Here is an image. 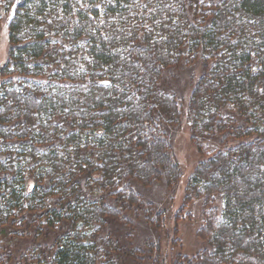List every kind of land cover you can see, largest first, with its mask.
I'll list each match as a JSON object with an SVG mask.
<instances>
[{"label": "trees", "instance_id": "trees-1", "mask_svg": "<svg viewBox=\"0 0 264 264\" xmlns=\"http://www.w3.org/2000/svg\"><path fill=\"white\" fill-rule=\"evenodd\" d=\"M0 7L13 10L0 67V264L141 257L111 230L139 204L133 186L179 180L168 129L180 114L159 82L185 57L202 55L187 114L191 138L237 144L212 152L188 184L186 201L204 199L199 234L209 250L172 264H264V0ZM18 242L29 243L26 254Z\"/></svg>", "mask_w": 264, "mask_h": 264}, {"label": "rangeland", "instance_id": "rangeland-1", "mask_svg": "<svg viewBox=\"0 0 264 264\" xmlns=\"http://www.w3.org/2000/svg\"><path fill=\"white\" fill-rule=\"evenodd\" d=\"M12 11L6 12L0 7V67L7 59L8 22ZM203 57H185L176 67L166 69L159 82L160 89L174 98L180 114V123L168 129L170 154L180 169V178L171 188H167L162 181L152 182L147 187H132L140 202L129 210L126 219H119L118 225L111 230L120 247L130 245L126 248L129 254L137 251L142 254L130 264H172L178 257H193L203 249L209 250L207 240L199 234L204 225V199L199 197L186 201L188 184L201 161L212 152L233 147L237 142L227 140L222 146L218 136L191 138L187 120L189 100L203 72ZM152 153L158 155L156 150ZM31 186L29 183L28 190ZM212 206L218 213L221 211L222 202L217 196H214ZM147 215H150V220ZM20 243H17V248L24 249L22 251L26 254L29 243Z\"/></svg>", "mask_w": 264, "mask_h": 264}, {"label": "snow or ice", "instance_id": "snow-or-ice-1", "mask_svg": "<svg viewBox=\"0 0 264 264\" xmlns=\"http://www.w3.org/2000/svg\"><path fill=\"white\" fill-rule=\"evenodd\" d=\"M204 2V0H200V3H203ZM211 5H209V7H210ZM161 39H164V37H161ZM107 86V85H106Z\"/></svg>", "mask_w": 264, "mask_h": 264}]
</instances>
